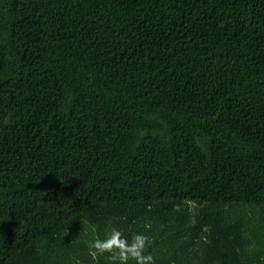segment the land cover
<instances>
[{"label":"trees","instance_id":"trees-1","mask_svg":"<svg viewBox=\"0 0 264 264\" xmlns=\"http://www.w3.org/2000/svg\"><path fill=\"white\" fill-rule=\"evenodd\" d=\"M113 228L264 264V0H0V264Z\"/></svg>","mask_w":264,"mask_h":264},{"label":"clouds","instance_id":"clouds-1","mask_svg":"<svg viewBox=\"0 0 264 264\" xmlns=\"http://www.w3.org/2000/svg\"><path fill=\"white\" fill-rule=\"evenodd\" d=\"M149 245V238L143 234H136L131 242L123 236L120 230L113 228L107 238H99L92 241L90 247L94 249L93 255L109 254L113 264H129L130 260L135 264H155L154 257L145 254Z\"/></svg>","mask_w":264,"mask_h":264}]
</instances>
